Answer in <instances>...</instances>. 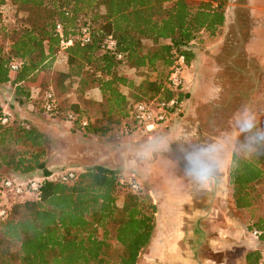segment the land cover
<instances>
[{"label": "trees", "instance_id": "1", "mask_svg": "<svg viewBox=\"0 0 264 264\" xmlns=\"http://www.w3.org/2000/svg\"><path fill=\"white\" fill-rule=\"evenodd\" d=\"M14 1L24 5L28 14L21 32L5 48L0 46V85H14L15 93L25 88L23 96L28 98L29 85L38 82L34 87L42 88L43 94L50 92L55 100L48 117L68 122L67 116L72 115V130L105 137L132 125L136 103L172 98L184 103L188 93L166 89V76L179 55L189 65L192 53L187 47L197 34L213 37L223 26L227 0ZM167 2L170 5L164 7ZM82 28L88 33L87 43L80 41ZM106 39L113 42L112 49H105ZM59 51L64 53L65 65L55 71ZM10 62L18 63L16 71L9 70ZM158 66L167 69L163 84L150 80L135 84L122 72L141 68L156 72ZM71 83L77 94L99 93L98 118H87L79 106L61 104L59 93L67 92ZM82 121L85 126L80 125ZM256 122L258 129H264V116ZM245 135L240 133L243 138H237L236 145L240 146ZM44 139L36 127H23L13 117L10 124L0 126V181L7 178L3 168L26 176L14 177L22 181L61 170L46 166ZM258 151L264 152V145ZM259 158L264 165V155ZM78 171L68 183L44 181L36 199L9 206L5 219L0 220V264L137 263L154 227L155 207L149 196L122 191L116 182L118 171L103 165ZM263 179L264 169L231 154L227 183L233 207L250 213L249 232H258L256 240L262 247L264 219L253 213V191ZM121 191V205L116 207ZM261 249L244 253L243 264H258Z\"/></svg>", "mask_w": 264, "mask_h": 264}, {"label": "rangeland", "instance_id": "2", "mask_svg": "<svg viewBox=\"0 0 264 264\" xmlns=\"http://www.w3.org/2000/svg\"><path fill=\"white\" fill-rule=\"evenodd\" d=\"M199 1L206 2V0H194L192 3H197ZM169 5L170 2H167L164 3L163 6L168 7ZM223 7L224 9L226 8V15L228 16H225V19L228 18V20H230L228 26L225 27V25H223L216 31L213 37H208L203 32L197 34L193 40L194 43L187 47V49L191 51L192 56L196 48L208 52L210 44H213L215 39L225 35L228 36L229 43L222 44V48L216 55L209 56V58L214 61L215 66L224 68L215 73L212 79L213 86L216 88L219 87V97H217L218 99L215 101L214 105L209 108L210 113L208 114H210V116L207 117L208 121L206 122L208 125L202 126L200 123L195 124L193 121L198 119L197 116L189 118V120L186 117L184 121L189 122V128H200L204 133L210 134V136L226 137L232 130L234 134L239 132L236 136L239 138L241 132L238 128V120L247 116L249 112H251L256 119L264 116V59L261 58L262 56L258 57V54L255 52L258 48V44L256 42H247L249 38L252 40L264 37V0H227ZM27 14L28 11L26 7L16 3L14 0H2V3L0 2V46L2 48L6 47V43L11 37L19 34L25 27ZM163 42L164 41H160V43ZM144 44L146 46L150 45L149 42H144ZM247 48L249 52H247ZM234 54L235 56L230 59V56ZM247 57H249V59H247ZM64 63V53L59 51L56 55L54 63L56 69L54 68V70L60 71ZM228 63L235 66V69L233 68L231 70L226 68ZM242 68H244L245 71L249 70L250 73L253 70L258 71L261 69V71L259 72L260 74L251 73L248 76L250 81L246 84L245 81L241 83L242 75L239 71ZM166 70V68L158 66L156 72H147L144 68L136 70L123 69L122 72L126 74L128 78L132 79L135 84L143 80H150L163 84ZM243 77L245 80L246 76L244 75ZM46 79L47 76L44 80ZM36 84H38V82ZM35 85H29L28 98L23 96L26 90L25 88H22L24 90H21L22 93H15L14 85H0V103L15 119L16 123L21 124L23 127H36L44 134L45 139L43 145L46 152V166H48V168L51 167L50 169L55 170L54 167L62 165V168L68 169V167L79 165L83 170L96 163L95 160L97 157L104 154L109 156L111 160L119 161L121 157L117 153L108 151V148H112L115 142L124 137L119 136L117 131L105 137L86 136L83 134V131L79 129L71 130L69 133L66 128L61 125L62 122H59L60 120L55 121L41 111L40 100L43 94L41 87H44V84L39 90L34 87ZM70 85L67 92L59 93L61 104L69 108L79 106V109L87 118H98L100 114L99 93L97 91L88 90L82 94H77L74 92L75 85L73 83ZM247 87H249L248 90H246ZM123 92L126 93L125 89H123ZM226 99L227 101H225ZM223 103L225 104L222 105ZM207 111L208 108H200L198 116H200L199 118L201 120L206 117ZM173 115L181 117L183 111ZM70 134H77L80 140L84 137L88 140L86 143L81 144L77 142L76 138L70 136ZM236 137L235 139L237 140ZM241 138H239V140H241ZM235 139L233 147L234 154L245 160L254 162L260 166L261 169H264V165H260L261 160L259 156L250 158L249 153L243 151L240 146L236 145ZM243 141L244 140H242V142ZM116 146L119 147V144ZM121 147L123 148V145H121ZM126 159H130V156H126ZM80 162H83V164L81 165ZM123 171L125 173H122V175L120 174L119 177L137 182V179L133 176L131 171L126 168L123 169ZM2 174L6 177H26L12 173L5 168L2 169ZM140 187L141 189L137 194H146L144 187ZM122 191L117 194L115 201L116 207H120L121 205ZM253 193L255 195V211L253 213L255 216L264 219V179L254 186ZM232 215L235 224V233L239 232L240 240L236 241L235 239L237 245L232 254L228 253V258L225 260L227 264H243V255L246 253L247 249L252 251L263 247L249 234L248 226L253 220H251L250 213L233 209ZM246 243L247 246L243 247L244 245L242 244ZM144 250L145 249L139 254L136 264H145L144 259L139 261L141 256L144 255ZM217 258L218 261L221 258L224 259L222 254H218V257L214 256V259L217 260Z\"/></svg>", "mask_w": 264, "mask_h": 264}, {"label": "crops", "instance_id": "3", "mask_svg": "<svg viewBox=\"0 0 264 264\" xmlns=\"http://www.w3.org/2000/svg\"><path fill=\"white\" fill-rule=\"evenodd\" d=\"M226 17L228 16L226 15ZM226 19L223 24L225 27L230 21L228 18ZM227 41L228 36L225 35L215 39L213 44H210L208 52L199 48L194 49L192 59L183 73V91L189 96L183 103L181 117L171 115L164 124L156 127L150 133H134L128 137L120 138L112 148H108V151L117 153L121 157L119 161L111 160L104 154L97 157L96 163L93 164L114 169L118 171L119 175L125 173L123 171L125 168L131 171L137 179L136 183L144 187L154 205L153 231L149 243L145 247L144 255L139 259V261L144 259L145 264H205V261H211L212 264H227L225 259L228 258V253L232 254L237 245L235 239L236 241L240 240L239 232L235 233V224L232 218L234 207L227 183L230 156L234 153V139L239 132L234 134L231 130V133L226 137H215L204 133L200 128H189V122L184 121L186 117L189 120V118L197 116L199 120L195 119L193 121L195 124L208 125L206 122L208 121L207 117L210 116L209 108L219 97V87H214L212 83L213 75L224 69L215 66L209 56L216 55L222 48V44L229 43ZM247 42H256L258 48L255 52L258 57L262 56L261 58L264 59V37L252 40L249 38ZM192 43L194 41L190 45ZM247 52H249L248 48ZM233 56L235 54L230 56V59ZM234 67L229 63L226 65V68L231 70ZM260 71L261 69L253 70L251 73L260 74ZM240 72L241 83L245 81L248 84L247 82L250 81L248 76L251 73L249 70L245 71L244 68ZM244 75L246 76L245 80ZM248 89L249 87L246 88V90ZM200 108H208L207 115L202 120L198 116ZM61 125L69 133L71 132L69 122H62ZM70 136L76 138L77 142L81 144L88 140L86 137L80 140L77 134H70ZM86 136L91 135L87 134ZM156 142H166L170 148L160 146ZM214 143L223 145L219 153V161L224 183L221 188L211 192H198L197 186L182 171L184 167L183 153L190 144L205 146ZM117 144L119 147L116 146ZM145 150L150 153L147 160L137 155ZM126 156H130V159H126ZM80 164L82 165L83 162ZM62 167L61 165L54 168ZM70 168L80 169L79 165ZM242 245L245 247L247 243ZM248 251L249 249L246 250V252ZM218 254H222L224 259L221 258L219 261L218 258L214 259V256L218 257Z\"/></svg>", "mask_w": 264, "mask_h": 264}, {"label": "built area", "instance_id": "4", "mask_svg": "<svg viewBox=\"0 0 264 264\" xmlns=\"http://www.w3.org/2000/svg\"><path fill=\"white\" fill-rule=\"evenodd\" d=\"M56 31H59V26H56ZM82 43H87L88 33L82 28L80 30ZM70 44V40L66 43H62V47H66ZM105 49H112L113 42L110 39H106L103 43ZM118 58V57H117ZM18 63L10 62L8 68L10 71H16ZM185 60L182 55L177 56L173 66L169 70L164 85L166 89L177 92L183 91L184 78L183 73L186 70ZM55 100L50 92H45L41 98V110L46 116H50L54 109ZM183 109V103L178 102L172 98L167 101H150L139 102L133 105L131 111L132 125L122 126L118 130V135L121 137H128L134 133H150L156 129V127L164 124L169 116L181 112ZM74 117L72 115L67 116L68 122L72 121ZM12 122V117L5 110L0 103V126H6ZM81 126H85V121L80 123ZM78 170L68 168L58 170L50 173L47 177H33L25 181L17 180L14 177H7L0 181V220L5 219L9 206L13 203H20L28 200H33L38 197L41 184L44 181L68 183L77 175ZM118 187L122 190L137 193L141 188L136 182L126 180L122 177L117 178ZM250 236L255 240L257 239L258 232L253 229L249 232ZM258 264H264V247L260 250V257Z\"/></svg>", "mask_w": 264, "mask_h": 264}, {"label": "clouds", "instance_id": "5", "mask_svg": "<svg viewBox=\"0 0 264 264\" xmlns=\"http://www.w3.org/2000/svg\"><path fill=\"white\" fill-rule=\"evenodd\" d=\"M239 131L245 133V139L240 144V148L250 154V158L264 155V152L258 151L259 145H264V129L257 128V122L254 115L249 112L237 122ZM160 146L169 147L166 142H156ZM222 143L208 144L205 146L190 144L184 150L182 169L184 175L197 186L199 191L211 192L223 186V174L220 172L219 153ZM147 160L150 153L145 150L137 154ZM205 264H212L211 261H205Z\"/></svg>", "mask_w": 264, "mask_h": 264}]
</instances>
